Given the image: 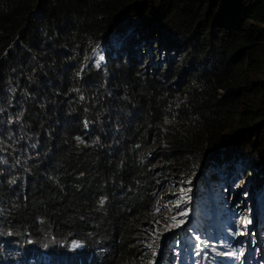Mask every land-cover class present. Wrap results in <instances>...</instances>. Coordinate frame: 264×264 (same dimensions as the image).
Wrapping results in <instances>:
<instances>
[{
	"label": "trees",
	"instance_id": "trees-1",
	"mask_svg": "<svg viewBox=\"0 0 264 264\" xmlns=\"http://www.w3.org/2000/svg\"><path fill=\"white\" fill-rule=\"evenodd\" d=\"M226 171L264 186V0H0V264L45 233L88 264H234L201 255L211 217L149 238L173 179L193 214Z\"/></svg>",
	"mask_w": 264,
	"mask_h": 264
},
{
	"label": "rangeland",
	"instance_id": "rangeland-1",
	"mask_svg": "<svg viewBox=\"0 0 264 264\" xmlns=\"http://www.w3.org/2000/svg\"><path fill=\"white\" fill-rule=\"evenodd\" d=\"M179 37H181L180 34ZM156 52L155 54H157ZM187 67L188 65L184 68L187 69ZM258 124L259 121L251 126H258ZM259 135L262 136L261 133ZM251 137L250 135L249 138L251 139ZM230 179L231 173L228 171L225 174L217 172V179L208 181L206 192L202 196L196 213L193 214L190 207L184 206L183 200L178 194L180 189L177 183L179 182L173 179L172 183L174 182L175 185L171 183L169 189L165 188L164 192L160 194L161 196L158 197L160 200L157 201L155 209L158 219L156 220V228L154 224L149 233L150 236L148 235L149 238L152 239L155 233L163 230L165 231L164 234H168L164 240L167 241L170 239V232L173 229L178 228L180 231L191 219L196 218L197 220L198 218L200 223H208L211 217V225L214 224L215 228L219 229V233L216 234L215 231L208 229L215 237L211 240L208 239L212 242L206 243V245L211 244L213 247H208L204 251V260L211 259L217 263L230 260V262L234 261V264H237L238 261L235 259L239 258L241 260L239 262L243 264H264V205H262L264 203V186L255 189L250 187L251 182L248 183L245 178L238 177L236 183ZM193 180L196 182L194 178ZM195 182L192 183L195 185ZM246 184H249L248 187ZM246 189L248 191L245 193ZM250 192L251 194H249ZM222 194L224 195L221 196ZM247 194L249 196L242 200L241 196ZM259 209L260 211L257 212ZM226 212L228 214L224 216ZM183 222H185L184 225ZM188 231L191 232V230ZM47 235L49 237V234ZM189 235L197 248L202 245L204 239H207L204 233L201 236L191 233ZM174 244L176 248L179 247L176 243ZM65 245L70 247V243L66 242ZM188 246L192 245L189 244ZM67 252L70 250L63 249L59 255L65 256ZM159 253H157L158 256ZM37 259L40 261V258Z\"/></svg>",
	"mask_w": 264,
	"mask_h": 264
},
{
	"label": "clouds",
	"instance_id": "clouds-1",
	"mask_svg": "<svg viewBox=\"0 0 264 264\" xmlns=\"http://www.w3.org/2000/svg\"><path fill=\"white\" fill-rule=\"evenodd\" d=\"M223 195L224 194H222L221 196ZM213 205L215 204L213 203ZM181 230L183 229H180V231ZM59 240L60 239L53 238L51 234H49L48 237L47 233H45L39 242L30 240V243H28L29 248L27 252H23V250H21L20 253L18 251H14L16 253L14 258L20 260L22 264H88L96 258V256H92V254L86 255L85 258H79L78 254L74 255L75 249L79 246L78 244L70 243V247H66V242H62ZM34 243H36L37 245H34ZM58 248L62 250H70V252H67L65 256L58 257L56 253ZM201 255H203L204 259V251L203 253H201ZM66 256H72L75 258V260L71 261L72 257L67 260ZM37 258H40V261H38Z\"/></svg>",
	"mask_w": 264,
	"mask_h": 264
}]
</instances>
